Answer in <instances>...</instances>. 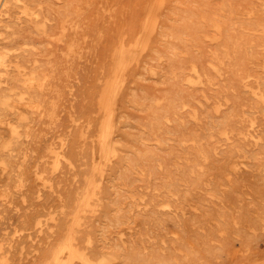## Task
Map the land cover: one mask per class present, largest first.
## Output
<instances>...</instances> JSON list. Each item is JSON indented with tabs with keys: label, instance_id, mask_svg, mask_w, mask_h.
I'll return each mask as SVG.
<instances>
[{
	"label": "rangeland",
	"instance_id": "374dc122",
	"mask_svg": "<svg viewBox=\"0 0 264 264\" xmlns=\"http://www.w3.org/2000/svg\"><path fill=\"white\" fill-rule=\"evenodd\" d=\"M15 1L45 83L2 111L0 264H264V0Z\"/></svg>",
	"mask_w": 264,
	"mask_h": 264
},
{
	"label": "bare ground",
	"instance_id": "6f19581e",
	"mask_svg": "<svg viewBox=\"0 0 264 264\" xmlns=\"http://www.w3.org/2000/svg\"><path fill=\"white\" fill-rule=\"evenodd\" d=\"M20 1V0H19ZM163 2H164V0H153V3H152V7H151V10L152 11H156V10H158V9H161L160 7L162 6V4H163ZM77 4V3H76ZM0 5L1 6H3L2 7V12H1V14L2 15H0V152L3 150V148L6 146V144L7 143H9V144H11V146H12V148L15 146H19L18 144H19V131H13V129H12V127L11 126H9L8 128L7 127H5V126H1L2 124H7L6 123V121L4 120V119H1V116H2V111L4 110V108H6L7 106H9V105H11L12 103L14 104V105H12V106H10V107H17L18 105H21V103H25L28 99H29V101H32V98H33V96H34V93H36L35 92V89H37L38 90V87H40V89L43 87V83H45V82H43L42 81V79L43 80H45L44 78H42L41 77V75H39V73H36V71L34 72V73H30L29 71H27L26 70V68H25V63H24V61H25V58H22L23 56L20 54V53H17V48H16V43H14V41H11V40H9L8 39V36H2L3 35V33H2V27L4 26V23L6 22V20H7V16H11V14L14 12V6H16L17 5V3H16V1L15 0H1L0 1ZM77 6V5H76ZM39 7V6H38ZM25 8V7H24ZM72 8H73V6H72ZM26 9V8H25ZM58 9V8H57ZM149 9V8H148ZM54 10H55V8H54ZM73 10V9H72ZM56 11V10H55ZM58 11V10H57ZM74 11V10H73ZM150 11V10H149ZM135 12V11H134ZM76 13H77V11H76ZM38 13H36V15H37ZM57 14H59V13H57ZM150 14H151V12H150ZM155 14V13H154ZM153 14V16L155 17V15ZM77 15V14H76ZM70 16V15H69ZM148 16V15H147ZM216 16V15H215ZM5 17V18H4ZM67 18V17H66ZM76 18H78V17H76ZM153 18V17H152ZM152 18H151V23H150V25H152ZM156 18H157V16H156ZM146 19H148V18H146ZM65 20V19H64ZM67 20V19H66ZM136 20V19H135ZM192 20V19H191ZM8 21V20H7ZM137 21V20H136ZM148 21V20H147ZM153 21H156V20H153ZM157 21H158V19H157ZM144 22V21H143ZM206 22V21H205ZM63 23V22H62ZM74 23H77V22H74ZM136 23V22H135ZM138 23V22H137ZM65 25H66V22L64 23ZM157 24V23H156ZM68 25V24H67ZM72 25H74V24H72ZM143 25V24H142ZM149 25V24H148ZM153 25H154V23H153ZM38 26H41V24L40 25H38ZM69 26V25H68ZM71 26V25H70ZM36 27V26H35ZM76 27V26H75ZM78 27V26H77ZM143 27V26H142ZM149 27V26H148ZM44 28V27H43ZM64 28V27H63ZM62 28V29H63ZM144 28V27H143ZM142 28V29H143ZM151 28V26L149 27V28H147L146 27V35L148 34L147 32H149V36H150V30L148 31V29H150ZM153 28V27H152ZM61 29V30H62ZM74 29V28H73ZM72 29V30H73ZM78 29H79V27H78ZM72 30H70L69 29V31H72ZM75 30V29H74ZM82 30V29H81ZM155 30V29H154ZM154 30H153V32H154ZM74 32V31H73ZM75 32H77V31H75ZM142 32V31H141ZM140 32V33H141ZM151 32H152V30H151ZM59 33V32H58ZM79 34V33H78ZM124 35H125V33H123ZM129 34V33H128ZM151 34H153V33H151ZM28 35V34H27ZM49 35V34H48ZM55 35V34H54ZM63 35V34H62ZM73 35V34H72ZM124 35H123V37H124ZM132 35V34H131ZM143 35V34H142ZM146 35H144V36H146ZM15 36H16V34H15ZM19 36H21V35H19ZM25 36V35H24ZM29 36H30V34H29ZM75 36V35H74ZM79 36H80V34H79ZM133 36V35H132ZM143 36V37H144ZM149 36H146L147 38H150ZM215 36V35H214ZM213 36V37H214ZM28 37V36H27ZM62 37H64V36H62ZM69 37V36H68ZM70 37H71V39L73 38V36H71V34H70ZM83 37V36H82ZM140 37V36H139ZM164 37V36H163ZM206 37V36H205ZM29 38V37H28ZM76 38L77 37H75V40H76ZM212 38V37H211ZM65 39V38H64ZM69 39V38H68ZM68 39H66V40H68ZM74 39V38H73ZM124 39V38H123ZM139 39V38H138ZM142 39V38H141ZM144 39H145V37H144ZM151 39V38H150ZM209 39H210V37H209ZM213 39V38H212ZM211 39V40H212ZM215 39V38H214ZM218 39H220V38H218ZM63 40V39H62ZM70 40V39H69ZM81 40V39H80ZM85 40V39H84ZM109 40V39H108ZM127 40V39H126ZM125 40V41H126ZM31 41H32V39H31ZM55 41V40H54ZM74 41V40H73ZM77 41V40H76ZM146 42V40H141L140 41V45H141V48H142V46H143V44H141V42ZM214 41V40H213ZM60 42V41H59ZM78 42H80V41H78ZM84 42H86V41H84ZM63 43H65V41L63 42ZM68 44V46H69V42H67ZM77 43V42H76ZM123 43V42H122ZM145 44V43H144ZM149 44V43H148ZM39 45V44H38ZM139 45V46H140ZM233 45H234V43H233ZM30 46H32V45H30ZM42 46V45H41ZM68 46L66 47V48H68ZM72 45H70V47H71ZM80 46V45H79ZM136 46V45H135ZM51 47V46H50ZM77 47H78V45H77ZM126 47V46H125ZM145 47V46H144ZM143 47V48H144ZM261 47V46H260ZM132 48V47H131ZM140 48V47H139ZM140 48V51L142 50ZM146 48H147V46H146ZM72 49V48H71ZM121 49H122V45H121ZM121 49H120V51H121ZM127 49V48H126ZM125 49V50H126ZM236 49V48H235ZM62 50V49H61ZM70 50V49H69ZM74 50V49H73ZM129 50V49H128ZM137 52H138V50H136ZM143 51H145V50H143ZM69 52V51H68ZM72 52V51H71ZM75 52V51H74ZM124 52V51H123ZM125 52H127V50L125 51ZM129 52V51H128ZM49 53V52H48ZM47 53V54H48ZM63 53H64V51H63ZM63 53H61L62 55H63ZM139 53V52H138ZM137 53V54H138ZM141 53H142V51H141ZM71 54V53H70ZM121 54V53H120ZM126 54V53H125ZM184 54V53H183ZM50 55V54H49ZM53 55V54H52ZM65 55V54H64ZM66 55H67V53H66ZM113 55V54H112ZM138 56V55H137ZM142 56V55H141ZM123 57V56H122ZM67 58V57H66ZM69 58V57H68ZM162 58V57H161ZM62 59V58H61ZM64 59V58H63ZM119 59H120V57H119ZM133 59H134V57H133ZM136 59V58H135ZM112 60V59H111ZM121 60V62H122V58L120 59ZM120 60H118V61H120ZM120 62V63H121ZM56 64V63H55ZM57 65V64H56ZM116 65H117V63H116ZM115 65V66H116ZM211 65V64H210ZM119 66H121L120 64H119ZM56 67V66H55ZM55 67H53V68H55ZM214 67V66H213ZM52 68V69H53ZM116 68V67H115ZM119 70V69H118ZM38 71V70H37ZM115 71V73L117 72L116 71V69L114 70ZM113 71V72H114ZM215 71H217L218 72V70H215ZM45 73V72H44ZM108 73H110V71L108 72ZM114 73V74H115ZM61 74V73H60ZM113 74V75H114ZM117 74V73H116ZM156 74V73H155ZM196 74V73H195ZM48 76V75H47ZM54 76V75H53ZM57 76V75H56ZM119 76V75H118ZM198 77H199V75H197ZM42 79H41V78ZM45 78H46V75H45ZM112 78V77H111ZM114 78V77H113ZM112 78V79H113ZM190 78H192V77H190ZM189 78V79H190ZM194 78V77H193ZM192 78V79H193ZM54 79V78H53ZM103 79V78H102ZM105 79V78H104ZM112 79H111V82H112ZM192 79H190V80H192ZM199 79V78H198ZM109 80H110V78H109ZM115 80V79H114ZM113 80V81H114ZM200 80V79H199ZM259 80V79H258ZM193 81V80H192ZM48 82V81H47ZM108 82V81H107ZM106 82V83H107ZM197 82V81H196ZM198 82H202V81H198ZM195 83V82H194ZM49 84V83H48ZM108 84H113V83H108ZM197 84V83H196ZM200 84H202V83H200ZM259 84V83H258ZM114 85H115V83H114ZM113 85V86H114ZM45 86H46V84H45ZM108 86V85H107ZM111 86V85H110ZM110 86H108V87H110ZM47 87V86H46ZM53 87V86H52ZM108 87L106 88V86H105V88L107 89V90H111V87L108 89ZM259 87H260V84H259ZM105 88L103 89V90H105ZM39 89V90H40ZM41 90H43V89H41ZM40 90V91H41ZM45 90V89H44ZM43 92H45V91H43ZM105 93L104 94H106V92L107 91H104ZM256 92V91H255ZM264 92V91H263ZM263 92H261V93H263ZM103 93V92H102ZM108 93L109 94H111V91L109 92L108 91ZM107 93V94H108ZM103 94V95H104ZM102 95V94H101ZM43 96V95H42ZM107 96L109 97V95H105V98L104 99H107L108 100V98H107ZM261 96V95H260ZM263 97H264V95H262ZM41 97V96H40ZM100 98H103V97H100ZM262 98V97H261ZM104 99L103 100H101V101H103L104 102V104H105V101H104ZM264 98H262V100H263ZM44 100H45V98H44ZM43 100V101H44ZM112 100V99H111ZM158 100V99H157ZM42 101V102H43ZM100 101V102H101ZM103 102H101V103H103ZM155 102V101H154ZM45 103V102H44ZM44 103H43V105H44ZM107 103H109V102H107ZM107 103L105 104V105H107ZM264 103V102H263ZM27 104V103H26ZM104 104H101V107H102V105H104ZM28 105V104H27ZM35 105V104H34ZM33 105V106H34ZM38 105H39V103H38ZM42 105V104H41ZM22 106H24V105H22ZM47 106V105H46ZM14 107V108H15ZM42 107H44V106H42ZM100 107V108H101ZM106 107V106H105ZM104 107V108H105ZM29 108H30V106H29ZM37 108V107H36ZM107 108H108V106H107ZM213 108V107H212ZM20 109V108H19ZM30 109H32V108H30ZM38 109V108H37ZM43 109V108H42ZM49 109V108H48ZM214 109V108H213ZM41 110V109H40ZM105 110V109H104ZM107 111H108V109H106ZM105 110V111H106ZM215 110V109H214ZM46 111H47V109H46ZM106 111V112H107ZM110 111V110H109ZM37 112H38V110H37ZM215 112V111H214ZM40 113V112H39ZM216 113V112H215ZM43 114H44V112H43ZM103 115H104V113H103ZM108 116H110V115H108ZM104 117H106L107 118V116H104ZM15 119H17V120H19V118L18 117H14ZM105 118V119H106ZM108 121V120H107ZM105 122H103L102 124H104ZM107 123V122H106ZM110 123V121L108 122V124ZM30 127V126H29ZM105 127H106V125H105ZM218 127H219V132H220V135L223 137V139H225V140H227V139H229V135H228V129H229V127H228V118H226V119H223L222 121H220L219 122V124H218ZM99 128V127H98ZM102 129V128H101ZM105 129V128H104ZM103 130V129H102ZM105 130H108V129H105ZM27 132V131H26ZM102 132V134H103V131H101ZM97 133V132H96ZM105 133H107V132H105ZM29 134V133H28ZM98 134V133H97ZM8 136V138L6 139V137ZM102 135L100 134V137H101ZM98 138V137H97ZM105 138H106V136H105ZM105 138L103 139V141L105 140ZM232 140V139H231ZM98 141H99V139H98ZM103 141H101V143L103 142ZM110 141V140H109ZM108 141V142H109ZM190 142H192V141H190ZM256 141L254 140V138H253V136L252 135H249L248 136V138H246V139H244L243 141H242V143L243 144H246V145H250V144H253V143H255ZM110 144H111V141L109 142ZM114 143H116V141L114 142ZM103 144V143H102ZM106 144H107V142H106ZM109 144V145H110ZM104 146H105V144H104ZM107 146V145H106ZM113 146H115L114 144H113ZM113 146H112V148H113ZM110 147V146H109ZM25 148V147H24ZM111 148V147H110ZM236 149H238L237 147H236ZM110 150V149H109ZM108 150V148H107V152L109 151ZM52 151V150H51ZM112 151H114V148L112 149ZM22 152V151H21ZM199 152H200V155L201 156H205V155H207L203 150L201 151L200 149H199ZM104 153H105V151H104ZM56 154V153H55ZM154 154H156V152L154 153ZM160 154V153H159ZM105 155V154H104ZM112 157H114V156H112ZM108 158V157H107ZM13 159V158H12ZM108 160V159H107ZM27 161V160H26ZM110 161H111V158H110ZM105 162V161H104ZM3 164V159L0 157V164ZM11 163H12V161H11ZM103 164V163H102ZM105 164H106V162H105ZM105 164L104 165H101V166H105ZM100 167V166H99ZM98 168V167H97ZM22 170H23V168H22ZM99 170H100V168H99ZM102 170H103V168H102ZM98 171V170H97ZM4 173V172H3ZM100 173H101V176H102V173H103V171H100ZM5 174V173H4ZM1 175V174H0ZM2 176V175H1ZM6 177V176H5ZM90 179V178H89ZM89 179H88V181H89ZM103 179V178H102ZM93 180V178L91 179V181ZM102 181V180H101ZM94 182H91V185L93 184ZM95 183H96V181H95ZM98 183H100V182H98ZM95 185V184H94ZM95 187H96V185H95ZM92 190V189H91ZM90 190V191H91ZM95 190H96V188H95ZM93 191V190H92ZM86 193V192H85ZM90 193V192H89ZM93 192H91L90 194H88V195H86L87 196V198L89 197L90 198V200L92 201V198L91 197H93V194H92ZM95 195V194H94ZM91 196V197H90ZM96 196H94V198H95ZM86 198V199H87ZM86 199H85V205H86ZM82 200H84V199H82ZM89 201V200H88ZM90 202V201H89ZM89 204V203H88ZM84 205V204H83ZM93 205V204H92ZM3 206V205H2ZM87 207H89L88 205H87ZM86 207V208H87ZM83 208V207H82ZM90 208V207H89ZM83 211V210H82ZM81 211V212H82ZM84 211H86V210H84ZM78 220V219H77ZM78 222H79V220H78ZM74 230V229H73ZM71 233V232H70ZM72 235H73V233H72ZM75 235H76V233H75ZM66 238H67V236H66ZM90 238V237H89ZM65 239V238H64ZM74 239H77V238H75L74 236H71V237H69V246H68V256L70 257V259L71 260H74V259H78V260H82V261H84L83 263L84 264H87L89 261H91L90 259H88L89 257L87 256V253H85L84 251H81L80 249H79V246L75 243L77 240H75V242H74ZM88 241V240H87ZM89 242V241H88ZM87 242V243H88ZM64 243V242H63ZM62 243V244H63ZM67 243V244H68ZM79 243V242H78ZM59 248H60V246H59ZM87 249V248H86ZM84 250V249H83ZM63 250H60V252H62ZM60 252H57V258H56V260L58 259V254L60 253ZM61 255V254H60ZM67 255V254H66ZM89 255V254H88ZM67 257V256H66ZM106 257V256H105ZM109 257V256H108ZM111 257H113V256H111ZM55 258V257H54ZM66 259V258H65ZM104 259V258H103ZM55 260V259H54ZM158 260V259H157ZM66 261V260H65ZM70 261V260H69ZM81 261V262H82ZM162 261V260H161ZM71 262H74V261H71ZM70 262V263H71ZM93 262V261H92ZM91 262V263H92ZM68 263V262H67ZM62 264V263H61ZM64 264V263H63Z\"/></svg>",
	"mask_w": 264,
	"mask_h": 264
}]
</instances>
